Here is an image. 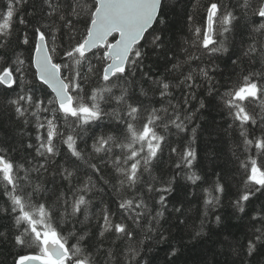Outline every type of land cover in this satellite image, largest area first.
I'll return each instance as SVG.
<instances>
[{"label": "snow or ice", "instance_id": "snow-or-ice-1", "mask_svg": "<svg viewBox=\"0 0 264 264\" xmlns=\"http://www.w3.org/2000/svg\"><path fill=\"white\" fill-rule=\"evenodd\" d=\"M0 61L12 264H154V249L177 264L207 243L200 264H250L264 250V0H209L199 23L184 0H5ZM209 111L226 127H205ZM202 159L219 169L205 187ZM230 191L242 239L219 214Z\"/></svg>", "mask_w": 264, "mask_h": 264}, {"label": "trees", "instance_id": "trees-1", "mask_svg": "<svg viewBox=\"0 0 264 264\" xmlns=\"http://www.w3.org/2000/svg\"><path fill=\"white\" fill-rule=\"evenodd\" d=\"M209 0H184L185 11L190 12L196 17V21L199 23L201 17L204 14V9L207 7ZM5 4V0H0V7H3ZM27 56V52L24 53ZM3 62L0 61V70H2ZM223 67V66H222ZM2 91V89H0ZM2 98V97H0ZM207 124L205 127L211 125L212 121L220 122V127L224 128L226 125L221 122V117L223 113L216 112V111H209L204 113ZM213 144L215 145V151L219 156L218 163L223 164L226 161L230 160L228 148H229V141L227 135L223 132L219 134V137L213 140ZM167 159V157H165ZM175 158L173 157V161ZM197 170L199 173L204 176L205 182L200 185V187L207 186L213 176L212 173L214 171L219 170L214 165L208 163L206 160H201L199 164H197ZM171 171V169H166V172ZM179 183L181 185H185V187L181 188V193L191 192L192 188L190 183L180 179ZM237 186L239 182L237 181ZM200 187L196 188L198 198L189 197L190 204L194 206L193 208V215L198 214V210L202 209V199L203 194L200 192ZM232 197V191L228 193L223 199V207L219 209V214L228 217L226 223L229 225V230L234 232L237 237L243 238V225H240L239 228L236 225L239 223L233 216H232V209L229 204V199ZM264 199V198H262ZM258 203V202H254ZM247 221V218H245ZM8 220L0 218V232L6 231L8 227ZM213 245L211 243L207 244H197L196 246H189V250L184 252L178 259L177 264H200V261L203 259L205 255H210L211 249ZM151 258L154 261V264H166L164 259V251L154 249L153 252L150 254ZM12 252L9 250V246L6 244H0V264H12ZM226 258L224 256H217L216 260L224 261ZM237 264H240V261H237ZM250 264H264V250L259 251L254 257L250 259Z\"/></svg>", "mask_w": 264, "mask_h": 264}]
</instances>
